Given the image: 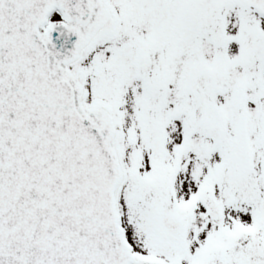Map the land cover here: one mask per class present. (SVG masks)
Instances as JSON below:
<instances>
[{
    "label": "rangeland",
    "instance_id": "obj_1",
    "mask_svg": "<svg viewBox=\"0 0 264 264\" xmlns=\"http://www.w3.org/2000/svg\"><path fill=\"white\" fill-rule=\"evenodd\" d=\"M223 11L206 8L204 25L194 30L190 49L206 74L188 88L177 78L153 75L144 36L139 45L116 50L125 65L134 64L130 75L127 66L124 74L106 71L103 44L85 61L88 85L117 115L128 174L119 209L135 253L174 262L179 242L180 264H217L213 256L224 251L218 264H264V12L243 0H227ZM249 16L257 26L251 36L244 23ZM209 102L222 113L217 128L207 121ZM132 109L137 130L130 136ZM237 135L239 158L230 151ZM161 213L182 220L180 238H169Z\"/></svg>",
    "mask_w": 264,
    "mask_h": 264
},
{
    "label": "water",
    "instance_id": "obj_2",
    "mask_svg": "<svg viewBox=\"0 0 264 264\" xmlns=\"http://www.w3.org/2000/svg\"><path fill=\"white\" fill-rule=\"evenodd\" d=\"M117 32L107 0H0V264H170L127 243L118 124L86 103L85 56Z\"/></svg>",
    "mask_w": 264,
    "mask_h": 264
},
{
    "label": "flooded vegetation",
    "instance_id": "obj_3",
    "mask_svg": "<svg viewBox=\"0 0 264 264\" xmlns=\"http://www.w3.org/2000/svg\"><path fill=\"white\" fill-rule=\"evenodd\" d=\"M108 1L117 14L120 29L116 39L105 43L107 52L103 60L106 71L110 73V69L116 68L117 72L124 74L126 66L129 68L133 63L131 61L130 65L128 60L129 65H125L124 58L119 56L120 51L116 50H125L129 44L136 45L140 41L138 36L141 39L144 36L146 38L144 44L150 45L153 55L151 58L155 63L153 75L159 78H177L178 82L187 84L189 66L193 61L199 62L198 53H193L190 49L193 45L194 30L197 25L199 30L202 28L201 25H204L206 8L215 7L220 14H224L223 7L227 0ZM236 1L231 0L232 4ZM141 49L144 48H138ZM91 63H94L93 60ZM131 72L130 67L128 75ZM165 143L167 148V139Z\"/></svg>",
    "mask_w": 264,
    "mask_h": 264
},
{
    "label": "bare ground",
    "instance_id": "obj_4",
    "mask_svg": "<svg viewBox=\"0 0 264 264\" xmlns=\"http://www.w3.org/2000/svg\"><path fill=\"white\" fill-rule=\"evenodd\" d=\"M137 113H135L134 109L131 110V112L128 113V119H127V122H126V132L132 136L135 134L136 132V116ZM135 126V128H134Z\"/></svg>",
    "mask_w": 264,
    "mask_h": 264
},
{
    "label": "trees",
    "instance_id": "obj_5",
    "mask_svg": "<svg viewBox=\"0 0 264 264\" xmlns=\"http://www.w3.org/2000/svg\"><path fill=\"white\" fill-rule=\"evenodd\" d=\"M237 93H238V91H237ZM259 97V98H258ZM257 98H258V101L261 103L262 101H263V99H262V97L261 96H257ZM208 109H209V112L212 114V115H214V117H216L217 115H216V110L209 104L208 105ZM223 259H224V257H223V255H221V256H219V258L217 259V260H215V262L218 264V263H221L222 261H223Z\"/></svg>",
    "mask_w": 264,
    "mask_h": 264
}]
</instances>
